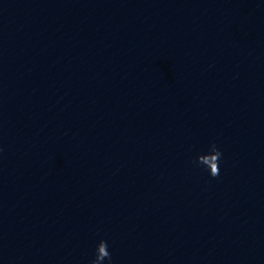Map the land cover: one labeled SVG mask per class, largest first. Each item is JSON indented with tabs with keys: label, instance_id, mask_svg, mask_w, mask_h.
Masks as SVG:
<instances>
[{
	"label": "water",
	"instance_id": "obj_1",
	"mask_svg": "<svg viewBox=\"0 0 264 264\" xmlns=\"http://www.w3.org/2000/svg\"><path fill=\"white\" fill-rule=\"evenodd\" d=\"M212 140L216 179L190 164ZM101 238L113 264H264V0H0V264Z\"/></svg>",
	"mask_w": 264,
	"mask_h": 264
},
{
	"label": "clouds",
	"instance_id": "obj_2",
	"mask_svg": "<svg viewBox=\"0 0 264 264\" xmlns=\"http://www.w3.org/2000/svg\"><path fill=\"white\" fill-rule=\"evenodd\" d=\"M208 154H214V157L216 158V164L211 170L201 161V157ZM190 164L194 168L206 174L209 178L216 179L221 175V166L223 164V152L218 146L217 142L215 140H212L209 142L206 150L202 152H197L195 157L190 160ZM109 248L110 244L107 239H99V241L95 244L93 248L92 257L88 261V264H113Z\"/></svg>",
	"mask_w": 264,
	"mask_h": 264
}]
</instances>
